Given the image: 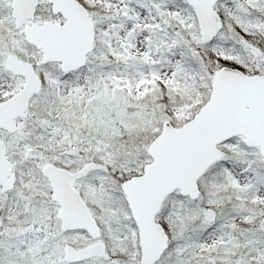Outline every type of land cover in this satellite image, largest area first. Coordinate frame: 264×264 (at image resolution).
<instances>
[{
	"label": "snow or ice",
	"instance_id": "obj_1",
	"mask_svg": "<svg viewBox=\"0 0 264 264\" xmlns=\"http://www.w3.org/2000/svg\"><path fill=\"white\" fill-rule=\"evenodd\" d=\"M0 264H264V0H0Z\"/></svg>",
	"mask_w": 264,
	"mask_h": 264
}]
</instances>
